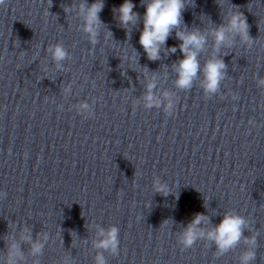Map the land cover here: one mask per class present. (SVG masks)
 <instances>
[{"label":"clouds","instance_id":"obj_1","mask_svg":"<svg viewBox=\"0 0 264 264\" xmlns=\"http://www.w3.org/2000/svg\"><path fill=\"white\" fill-rule=\"evenodd\" d=\"M48 8L52 6V0H47ZM6 4V0H0V6ZM145 7L142 22L143 28L139 36V44L142 46L147 58L151 61L160 59V52L165 45L169 36L175 32L176 38L180 41L179 50L183 55L173 67L177 74L175 81L176 87L182 90L191 89L198 75L202 73L203 79L201 87L205 94L212 95L219 91L222 80L226 75L227 65L223 59L213 58L207 60L201 67L198 55L206 43V36L199 30H189L184 24L183 12L189 6H195V0H142ZM104 0H95L88 4L87 0L79 3L80 15L83 17V31L88 34L89 41L92 44L96 43L100 25L99 13L104 8ZM72 5L63 8L65 13L71 11ZM135 5L132 0H124V2L116 8H113L114 17L118 20L119 26L130 34L129 28H134L140 22L139 13L133 11ZM183 25V27H181ZM226 30L239 35L247 44L251 45L254 41L249 35V24L247 18L239 10L234 11L228 18L227 24H221L214 30V43L218 48L226 43ZM108 35L111 36L109 32ZM176 47L169 48L168 51L175 53ZM48 53L51 55L53 62L59 69L62 67L63 61L68 59V50L62 43H55L48 47ZM264 85V79L258 82ZM156 87L154 82H149L146 86V92L143 97L145 108L161 107L162 102L155 97L153 89ZM65 92L70 91L69 88L64 89ZM165 97L169 93H164ZM81 114H87L92 117L94 112L89 103L82 102L77 109ZM166 113L170 116L173 113V104L171 100L165 106ZM153 188L155 192L167 196L170 194V189L166 183H162L159 179L154 180ZM4 192H0V196H6ZM150 206V205H149ZM210 223V219L202 213L194 215L192 220L184 227V230L178 238V243L183 249L191 248L198 239L207 238L212 241L217 250L223 254L235 248L243 238L246 244L252 246V249L245 251L240 257V264H252L256 259V237H244V229L247 226V221L239 214L225 213L220 223L205 232L201 229V225ZM27 231V229H25ZM99 239L94 242V246L98 249L108 251L113 255L119 252V229L116 226H111L107 229L101 228L98 232ZM30 240V236L24 237ZM7 244V241H5ZM43 245L39 242H33L31 250L33 254L41 252ZM8 255L10 257L8 264H18L14 258L20 256L22 258V250L18 245H9ZM95 264H107V261L102 253L96 256Z\"/></svg>","mask_w":264,"mask_h":264}]
</instances>
